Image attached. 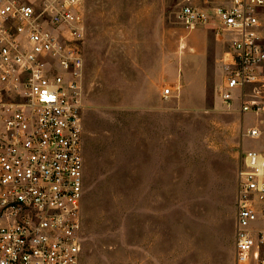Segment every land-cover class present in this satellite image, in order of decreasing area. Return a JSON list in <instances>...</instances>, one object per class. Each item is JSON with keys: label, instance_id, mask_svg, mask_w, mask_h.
<instances>
[{"label": "rangeland", "instance_id": "374dc122", "mask_svg": "<svg viewBox=\"0 0 264 264\" xmlns=\"http://www.w3.org/2000/svg\"><path fill=\"white\" fill-rule=\"evenodd\" d=\"M229 4L85 0L80 264H236L238 170L264 152L246 136L264 115L221 102L229 44L177 19Z\"/></svg>", "mask_w": 264, "mask_h": 264}, {"label": "built area", "instance_id": "2783aa9c", "mask_svg": "<svg viewBox=\"0 0 264 264\" xmlns=\"http://www.w3.org/2000/svg\"><path fill=\"white\" fill-rule=\"evenodd\" d=\"M263 12L264 0H230L177 13L187 32L211 27L229 44L220 100L256 117ZM85 40V0H0V264H80ZM238 180L236 264H264V152L242 153Z\"/></svg>", "mask_w": 264, "mask_h": 264}, {"label": "crops", "instance_id": "0c3cea01", "mask_svg": "<svg viewBox=\"0 0 264 264\" xmlns=\"http://www.w3.org/2000/svg\"><path fill=\"white\" fill-rule=\"evenodd\" d=\"M81 259H82V254H81V258H80V263H81Z\"/></svg>", "mask_w": 264, "mask_h": 264}]
</instances>
